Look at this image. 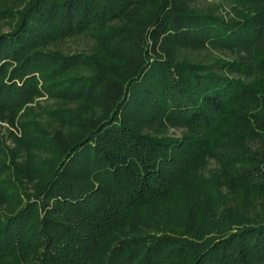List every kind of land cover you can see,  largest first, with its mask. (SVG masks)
<instances>
[{
  "label": "trees",
  "instance_id": "16d2710c",
  "mask_svg": "<svg viewBox=\"0 0 264 264\" xmlns=\"http://www.w3.org/2000/svg\"><path fill=\"white\" fill-rule=\"evenodd\" d=\"M0 264H264V0H0Z\"/></svg>",
  "mask_w": 264,
  "mask_h": 264
},
{
  "label": "rangeland",
  "instance_id": "374dc122",
  "mask_svg": "<svg viewBox=\"0 0 264 264\" xmlns=\"http://www.w3.org/2000/svg\"><path fill=\"white\" fill-rule=\"evenodd\" d=\"M81 48H86V42L83 41V40H77V41H74V42H71V49L72 50H80ZM37 101H40L41 102V105L42 106H48V105H51L52 101H47L46 99H39Z\"/></svg>",
  "mask_w": 264,
  "mask_h": 264
}]
</instances>
